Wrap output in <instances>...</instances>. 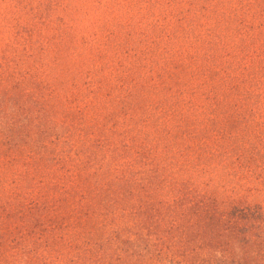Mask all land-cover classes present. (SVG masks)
<instances>
[{
	"label": "rangeland",
	"instance_id": "obj_1",
	"mask_svg": "<svg viewBox=\"0 0 264 264\" xmlns=\"http://www.w3.org/2000/svg\"><path fill=\"white\" fill-rule=\"evenodd\" d=\"M64 126L213 188L231 144H264V0H0V264L75 259L78 219L37 201L51 176L5 144ZM216 138L227 154L209 161Z\"/></svg>",
	"mask_w": 264,
	"mask_h": 264
},
{
	"label": "trees",
	"instance_id": "obj_2",
	"mask_svg": "<svg viewBox=\"0 0 264 264\" xmlns=\"http://www.w3.org/2000/svg\"><path fill=\"white\" fill-rule=\"evenodd\" d=\"M24 132L23 140L5 144L29 146L44 166L39 179L51 176L39 183L45 198L37 201L78 219L79 234L64 244L76 252L71 264H264V144H231L235 159L211 188L207 182H173L167 162L139 156L121 164L124 153L109 149L110 142L98 137L75 143L68 126L60 133L52 127ZM226 147L212 140L215 150L207 160L227 154ZM24 168L31 172L28 163Z\"/></svg>",
	"mask_w": 264,
	"mask_h": 264
}]
</instances>
